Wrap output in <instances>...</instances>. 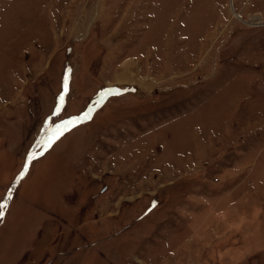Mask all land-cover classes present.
<instances>
[{"label":"rangeland","instance_id":"1","mask_svg":"<svg viewBox=\"0 0 264 264\" xmlns=\"http://www.w3.org/2000/svg\"><path fill=\"white\" fill-rule=\"evenodd\" d=\"M5 202L0 264H264V0H0Z\"/></svg>","mask_w":264,"mask_h":264},{"label":"snow or ice","instance_id":"2","mask_svg":"<svg viewBox=\"0 0 264 264\" xmlns=\"http://www.w3.org/2000/svg\"><path fill=\"white\" fill-rule=\"evenodd\" d=\"M67 91H68V75L66 73L65 78H64V92L66 93ZM111 93H112V90H108L107 92L103 93L101 95V99L96 102L97 105H99L102 102V100L107 95H109ZM59 99H60V102L62 104L63 100H64V96L61 95V97ZM59 112H60V108L58 107L56 112L54 113V115H58ZM91 113H92V109H89L87 112L83 113L81 116L74 117L72 119L64 121L62 126H57L56 133H54L52 137H49L46 141L43 142L45 150H47L48 148H51L52 145L56 142V140H58L65 132L70 131L73 127L77 126L80 123H83L84 121L90 120L91 119ZM40 155H43V153L41 152ZM35 157H36L35 153L29 155V157L27 158V162L25 164V170H24L25 172H27L28 165L32 162L33 159H35ZM23 174L24 173L21 174V178H22ZM11 198H12V193H11V191H9L6 199L10 200ZM153 206H155V205H153ZM6 207H7L6 202L0 203V220L3 219L4 209Z\"/></svg>","mask_w":264,"mask_h":264},{"label":"bare ground","instance_id":"3","mask_svg":"<svg viewBox=\"0 0 264 264\" xmlns=\"http://www.w3.org/2000/svg\"><path fill=\"white\" fill-rule=\"evenodd\" d=\"M89 10V9H88ZM96 117H98V115L96 116ZM94 122V121H93ZM80 129V128H79ZM78 130V129H77ZM77 130H74V131H72L69 135H66L61 141H59L58 143H56L55 145H54V147L52 148V150L46 155V157L45 158H47L53 151H54V149H56V147L60 144V143H62L64 140H66L70 135H72L73 133H75ZM23 184V183H22Z\"/></svg>","mask_w":264,"mask_h":264}]
</instances>
